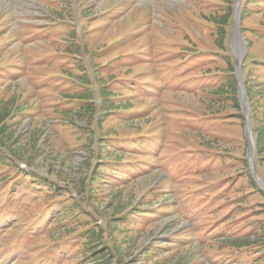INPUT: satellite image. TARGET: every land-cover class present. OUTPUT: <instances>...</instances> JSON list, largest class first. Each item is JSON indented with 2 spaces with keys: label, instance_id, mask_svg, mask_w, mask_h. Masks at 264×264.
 I'll list each match as a JSON object with an SVG mask.
<instances>
[{
  "label": "rangeland",
  "instance_id": "1",
  "mask_svg": "<svg viewBox=\"0 0 264 264\" xmlns=\"http://www.w3.org/2000/svg\"><path fill=\"white\" fill-rule=\"evenodd\" d=\"M233 4L0 0V264H264ZM247 9L252 128L264 0ZM253 163L264 184V145Z\"/></svg>",
  "mask_w": 264,
  "mask_h": 264
},
{
  "label": "trees",
  "instance_id": "2",
  "mask_svg": "<svg viewBox=\"0 0 264 264\" xmlns=\"http://www.w3.org/2000/svg\"><path fill=\"white\" fill-rule=\"evenodd\" d=\"M249 15L248 9H247V0H242L241 2V8H240V21H242L244 18H246ZM225 18V17H224ZM222 24H225L224 21L222 22ZM261 24H263V21H261ZM241 31H245V27L242 26ZM250 42H248V46L249 47ZM79 68V66H78ZM245 76V75H244ZM233 81H235V79L233 78ZM244 84L246 87V91H247V99H248V104L250 107V115H251V120L254 119V112H255V102L253 101V97L255 98L256 94L254 91H252V89L249 86V82L247 83V78L244 77ZM233 88V87H232ZM92 107V106H91ZM89 108V110L92 111V108ZM252 135H253V140H254V144H255V155H261V150L262 147L264 145V123L260 124V125H255L252 127ZM261 192V191H260ZM92 228V229H91ZM95 228L96 231H93V229ZM90 233L88 236V239H92L94 240L96 239H100L101 233H97V232H101L99 229L100 227L98 225H92V227H90Z\"/></svg>",
  "mask_w": 264,
  "mask_h": 264
},
{
  "label": "water",
  "instance_id": "3",
  "mask_svg": "<svg viewBox=\"0 0 264 264\" xmlns=\"http://www.w3.org/2000/svg\"><path fill=\"white\" fill-rule=\"evenodd\" d=\"M236 1H237V3L239 2V0H236ZM233 34L236 35L239 38V40H240V42L242 44V47H243V52L241 54V58L236 63V70L238 71V80L240 81V73H241V70H242L241 62H242V58H243V55H244L245 46H244V42H243V40L241 38L240 31L238 29V8L237 7L234 9V31H233ZM237 60H238V58H237ZM243 99H244V101H243L244 105H242V109L244 111H246L247 110V105H246L244 97H243ZM245 135H246V139H247V143H248L249 149H250V151L252 153L253 152V141H252L250 128L248 129V131H246Z\"/></svg>",
  "mask_w": 264,
  "mask_h": 264
},
{
  "label": "bare ground",
  "instance_id": "4",
  "mask_svg": "<svg viewBox=\"0 0 264 264\" xmlns=\"http://www.w3.org/2000/svg\"><path fill=\"white\" fill-rule=\"evenodd\" d=\"M241 44V43H240ZM242 45V44H241Z\"/></svg>",
  "mask_w": 264,
  "mask_h": 264
}]
</instances>
